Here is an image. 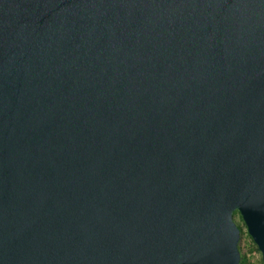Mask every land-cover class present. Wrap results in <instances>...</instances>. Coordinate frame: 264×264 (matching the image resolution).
I'll use <instances>...</instances> for the list:
<instances>
[{
	"label": "water",
	"instance_id": "water-1",
	"mask_svg": "<svg viewBox=\"0 0 264 264\" xmlns=\"http://www.w3.org/2000/svg\"><path fill=\"white\" fill-rule=\"evenodd\" d=\"M264 264V0H0V264Z\"/></svg>",
	"mask_w": 264,
	"mask_h": 264
},
{
	"label": "rangeland",
	"instance_id": "rangeland-1",
	"mask_svg": "<svg viewBox=\"0 0 264 264\" xmlns=\"http://www.w3.org/2000/svg\"><path fill=\"white\" fill-rule=\"evenodd\" d=\"M232 221L239 230V240L237 243L239 260L244 259L246 264H261L260 255L251 240L246 235L245 228L236 213L233 214Z\"/></svg>",
	"mask_w": 264,
	"mask_h": 264
},
{
	"label": "trees",
	"instance_id": "trees-1",
	"mask_svg": "<svg viewBox=\"0 0 264 264\" xmlns=\"http://www.w3.org/2000/svg\"><path fill=\"white\" fill-rule=\"evenodd\" d=\"M238 264H246V261L244 259H240Z\"/></svg>",
	"mask_w": 264,
	"mask_h": 264
}]
</instances>
